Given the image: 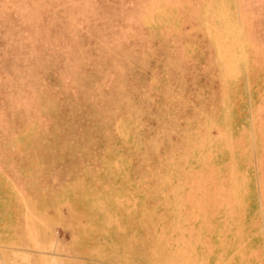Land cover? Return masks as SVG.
I'll return each instance as SVG.
<instances>
[{"label":"rangeland","instance_id":"1","mask_svg":"<svg viewBox=\"0 0 264 264\" xmlns=\"http://www.w3.org/2000/svg\"><path fill=\"white\" fill-rule=\"evenodd\" d=\"M51 263L264 264V0H0V264Z\"/></svg>","mask_w":264,"mask_h":264},{"label":"bare ground","instance_id":"2","mask_svg":"<svg viewBox=\"0 0 264 264\" xmlns=\"http://www.w3.org/2000/svg\"><path fill=\"white\" fill-rule=\"evenodd\" d=\"M167 15H168V14H167ZM167 15H166V16H167ZM169 15H170V14H169ZM166 18H167V17H166ZM167 19H168V18H167ZM224 20H225V19H223L222 23L224 22ZM213 21H214V19H213L211 22H213ZM208 23H209V22H208ZM206 25L209 26V25H211V24H209V25L206 24ZM213 25H214V24L211 25L212 27H214V29H212V31L215 30L214 33L216 32L217 35H218L219 33H222V32L225 30V28L221 29L220 26L217 27L216 25H214V26H213ZM219 25H220V24H219ZM206 29L208 30V28H206ZM222 30H223V31H222ZM226 30H227V27H226ZM226 30H225V31H226ZM231 31H232V30H231ZM208 32H210V31L208 30ZM226 32H227V31H226ZM229 32H230V31H229ZM210 33H212V32H210ZM224 33H225V32H224ZM208 34H209V33H208ZM212 34H213V33H212ZM216 34H215V35L213 34L212 36H217ZM225 34H226V33H225ZM229 34H230V33H229ZM223 35H224V34H223ZM209 36H211V34H210ZM218 38H219V35L217 36V39L215 38V39L217 40L216 42H218V44H219L218 46L220 47L218 51H219L220 53H222V55H223L224 58L226 59V60L224 61L223 66H225V65H226V66H234V64L237 63L236 61H235V62H236V63H235L234 60H233V59H235V58H233V53H234V51H235V49H236L235 46H234V44H233V47H232L231 45H229V44L226 43V40H225V39H223V40L220 41V39H218ZM220 38H221V36H220ZM225 38H226V37H225ZM213 39H214V38H213ZM215 39H214V40H215ZM216 44H217V43H216ZM217 49H218V48H217ZM225 50H232L233 53H231V54H225V53H223ZM238 50H239V49H238ZM239 51H240V50H239ZM219 52H218V53H219ZM235 52H236V51H235ZM234 55H235V54H234ZM238 55H239V54H238ZM240 62H241V61H240ZM85 194H86V193H85ZM83 196H84V195H83ZM78 199H79V198H78ZM83 199H84V198H83ZM87 199H88V198H86V195H85V200H87ZM64 201H65V200H64ZM80 202H81V201H80ZM68 203H70V202H68ZM82 203H83V202H82ZM83 204H84V203H83ZM95 205H97V204H95ZM93 206H94V205H93ZM94 208H95V206H94ZM88 209H89V208H88ZM92 209H93V208H92ZM58 210H59V209H58ZM58 210H57V211H58ZM71 210H72V209H71ZM89 211H91V209H90ZM101 211H102V210H101ZM108 213H110V212L108 211ZM80 216H81V215H80ZM87 217H88V216H87ZM94 218H95V217H94ZM90 219H93V218H90ZM18 221H19V220H18ZM106 223H107V222H106ZM35 225H36V224H35ZM37 225H38V224H37ZM102 225H103V224H102ZM33 226H34V225H33ZM84 226H85V225H84ZM34 227H35V226H34ZM34 227H33V229H34ZM36 227H38V226H36ZM36 227H35V228H36ZM25 228H27V227H25ZM27 230H28V229H27ZM15 231H16V230H15ZM47 231H48V229H47ZM26 232H27V231H26ZM26 232H25V233H26ZM48 232H49V231H48ZM104 241H105V240H104ZM120 241H121V240H120ZM115 243H116V242H115ZM117 243H118V242H117ZM111 245H113V244H111ZM120 246H122V245H120ZM54 256H56V255H54ZM54 256H53V257H54ZM51 264H52V263H51ZM59 264H60V263H59Z\"/></svg>","mask_w":264,"mask_h":264},{"label":"crops","instance_id":"3","mask_svg":"<svg viewBox=\"0 0 264 264\" xmlns=\"http://www.w3.org/2000/svg\"><path fill=\"white\" fill-rule=\"evenodd\" d=\"M219 2V1H218ZM213 8V7H212ZM215 10H216V8H214ZM217 11V13H219V11L218 10H216ZM215 13V12H214ZM216 14V13H215ZM242 41H239L238 43H233L234 44V46H235V48L237 47V45H239V47H241V45H242V43H241ZM233 44H232V47H233ZM241 58V57H240Z\"/></svg>","mask_w":264,"mask_h":264}]
</instances>
